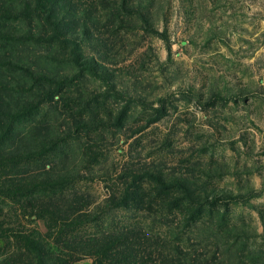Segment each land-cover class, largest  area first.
Listing matches in <instances>:
<instances>
[{"label":"rangeland","instance_id":"1","mask_svg":"<svg viewBox=\"0 0 264 264\" xmlns=\"http://www.w3.org/2000/svg\"><path fill=\"white\" fill-rule=\"evenodd\" d=\"M0 264H264V0H0Z\"/></svg>","mask_w":264,"mask_h":264}]
</instances>
